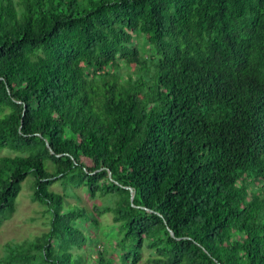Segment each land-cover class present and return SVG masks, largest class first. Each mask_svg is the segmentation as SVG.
I'll return each mask as SVG.
<instances>
[{"label": "trees", "instance_id": "16d2710c", "mask_svg": "<svg viewBox=\"0 0 264 264\" xmlns=\"http://www.w3.org/2000/svg\"><path fill=\"white\" fill-rule=\"evenodd\" d=\"M2 150L0 216L31 176L51 224L6 264H81L57 182L111 201L120 264H264V0H0Z\"/></svg>", "mask_w": 264, "mask_h": 264}, {"label": "rangeland", "instance_id": "374dc122", "mask_svg": "<svg viewBox=\"0 0 264 264\" xmlns=\"http://www.w3.org/2000/svg\"><path fill=\"white\" fill-rule=\"evenodd\" d=\"M82 1V0H80ZM143 56L154 55V50L146 43L142 35H135L134 42ZM124 76L127 72L133 75V71L121 67L119 70ZM12 156L8 150H2L0 156ZM52 190L64 195L63 210L74 208L82 209L89 217L88 220H78L74 223L83 236L84 241L80 244L70 246L68 251L80 259L81 264H95L100 255L120 264L121 250L116 244L122 238L118 225L113 222L111 213H100L113 204L107 198L91 197L84 188L71 189L66 195L61 183L57 182L51 186ZM33 178L27 177L21 184L20 193L15 201V209L11 215L0 216V264H6L7 246L33 240L36 237L46 234L51 229L50 213L47 208L32 200ZM59 240L53 239L52 245L57 248ZM132 247L127 243L126 250ZM58 249V248H57ZM123 253V250H122ZM149 251L143 249L142 259L138 264H150Z\"/></svg>", "mask_w": 264, "mask_h": 264}, {"label": "water", "instance_id": "95a60500", "mask_svg": "<svg viewBox=\"0 0 264 264\" xmlns=\"http://www.w3.org/2000/svg\"><path fill=\"white\" fill-rule=\"evenodd\" d=\"M50 153H51V154H53V152H52V151H50ZM127 189H129V191H130V193H131V198H130V200H132V199H133V194H134V193H133V190H132V189H130V188H127ZM169 233H170V235H171V236H173V233H172V231H170V230H169Z\"/></svg>", "mask_w": 264, "mask_h": 264}]
</instances>
